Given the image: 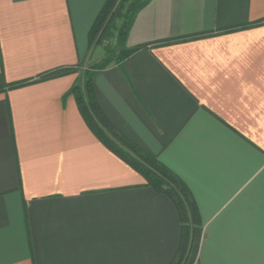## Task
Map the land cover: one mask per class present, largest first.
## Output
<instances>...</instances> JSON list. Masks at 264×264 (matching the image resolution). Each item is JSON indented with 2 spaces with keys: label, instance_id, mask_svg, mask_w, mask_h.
<instances>
[{
  "label": "crops",
  "instance_id": "obj_1",
  "mask_svg": "<svg viewBox=\"0 0 264 264\" xmlns=\"http://www.w3.org/2000/svg\"><path fill=\"white\" fill-rule=\"evenodd\" d=\"M107 2L0 0V264H171L179 251L175 204L70 94ZM127 48L96 73L97 101L190 192L194 264H264V0H152Z\"/></svg>",
  "mask_w": 264,
  "mask_h": 264
},
{
  "label": "trees",
  "instance_id": "obj_2",
  "mask_svg": "<svg viewBox=\"0 0 264 264\" xmlns=\"http://www.w3.org/2000/svg\"><path fill=\"white\" fill-rule=\"evenodd\" d=\"M119 1L108 0L102 9L90 34V48L98 38L97 36L100 32L111 22ZM151 1L135 0L125 10L123 7H120L122 11L119 12V15L122 12L123 14L122 23L118 30V44L116 49L105 60L95 66V68L86 72L82 83L76 81L70 94L74 95L80 113L98 139L110 151L140 173L146 179L148 185L156 192L167 195L175 204L182 222V236L179 251L171 264H194L202 242L203 228L197 216L195 204L190 192L157 159L128 140L112 125L98 104L94 88V77L97 72L106 70L114 64H121L135 51L127 48L129 33L137 14ZM118 50L120 53L117 56ZM82 64L84 62L80 63V66ZM19 86L21 85L17 87Z\"/></svg>",
  "mask_w": 264,
  "mask_h": 264
},
{
  "label": "rangeland",
  "instance_id": "obj_3",
  "mask_svg": "<svg viewBox=\"0 0 264 264\" xmlns=\"http://www.w3.org/2000/svg\"><path fill=\"white\" fill-rule=\"evenodd\" d=\"M133 1L135 0H120L116 5L114 11L115 14L112 17L111 22L97 36L98 38L93 43V45H91L90 54L88 56L87 61L84 64H82V66H79V69L77 70V75H78L77 81L79 83L80 82L82 83L84 81V75L86 72H89L90 70L95 68V66L100 64L103 60H105L109 55H111L110 53H112L116 49L118 44V30L122 23V14H123L122 12L121 15H119V12L122 11L120 10V7H123V9L125 10L128 7V5ZM119 53L120 51L118 50L117 56L119 55ZM82 90H83V86H82Z\"/></svg>",
  "mask_w": 264,
  "mask_h": 264
}]
</instances>
